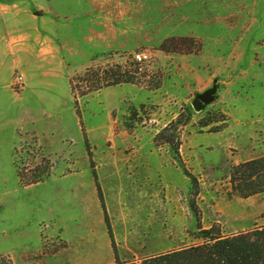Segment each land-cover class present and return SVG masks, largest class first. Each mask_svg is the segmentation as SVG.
I'll return each instance as SVG.
<instances>
[{
	"label": "rangeland",
	"instance_id": "rangeland-1",
	"mask_svg": "<svg viewBox=\"0 0 264 264\" xmlns=\"http://www.w3.org/2000/svg\"><path fill=\"white\" fill-rule=\"evenodd\" d=\"M138 53L79 119L70 79ZM262 155L264 0H0V264H115L93 174L121 263L262 228L264 192L229 183Z\"/></svg>",
	"mask_w": 264,
	"mask_h": 264
},
{
	"label": "trees",
	"instance_id": "trees-1",
	"mask_svg": "<svg viewBox=\"0 0 264 264\" xmlns=\"http://www.w3.org/2000/svg\"><path fill=\"white\" fill-rule=\"evenodd\" d=\"M175 40L176 38L167 39L161 44V47L170 49L168 43ZM140 63L133 59L130 63L133 70H125L120 64L93 65L74 75L69 81V86L78 118L80 119L81 116L78 96L83 97L108 86L135 82L137 78L134 73L140 68ZM185 124L186 120L177 116L162 127L155 135V141L167 143L178 154L181 143L179 128ZM183 171L191 181L192 193L196 194L198 189L196 177L186 169ZM93 176L104 220L107 224V232L114 250L115 264H264V227L223 236L219 233L213 234V226L202 230L209 236L200 244L150 256L140 262H118L103 195L96 175L93 174ZM229 183L231 194L239 197L245 198L264 192V155L233 165L229 173ZM191 207L194 210V201H192Z\"/></svg>",
	"mask_w": 264,
	"mask_h": 264
},
{
	"label": "water",
	"instance_id": "water-1",
	"mask_svg": "<svg viewBox=\"0 0 264 264\" xmlns=\"http://www.w3.org/2000/svg\"><path fill=\"white\" fill-rule=\"evenodd\" d=\"M211 92L207 91L202 93L198 98L194 99L192 102L193 107L195 110H200L203 107V103L207 101L208 96Z\"/></svg>",
	"mask_w": 264,
	"mask_h": 264
},
{
	"label": "built area",
	"instance_id": "built-area-1",
	"mask_svg": "<svg viewBox=\"0 0 264 264\" xmlns=\"http://www.w3.org/2000/svg\"><path fill=\"white\" fill-rule=\"evenodd\" d=\"M148 54H146V53H138V54H135L134 55V60L135 61H138V62H144V61H146L147 59H148ZM19 79H21V77L19 78Z\"/></svg>",
	"mask_w": 264,
	"mask_h": 264
},
{
	"label": "crops",
	"instance_id": "crops-1",
	"mask_svg": "<svg viewBox=\"0 0 264 264\" xmlns=\"http://www.w3.org/2000/svg\"><path fill=\"white\" fill-rule=\"evenodd\" d=\"M249 160V159H248Z\"/></svg>",
	"mask_w": 264,
	"mask_h": 264
}]
</instances>
